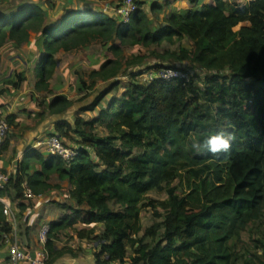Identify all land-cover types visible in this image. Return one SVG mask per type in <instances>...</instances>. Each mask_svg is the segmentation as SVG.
Instances as JSON below:
<instances>
[{
    "label": "trees",
    "instance_id": "trees-1",
    "mask_svg": "<svg viewBox=\"0 0 264 264\" xmlns=\"http://www.w3.org/2000/svg\"><path fill=\"white\" fill-rule=\"evenodd\" d=\"M137 2L129 23L100 8L78 4L57 24L49 21L43 4L35 2L0 16V64L1 49L7 44L21 47L32 34L41 35L35 70L38 91L49 90L61 51L101 42L110 43L114 55L90 73V86L83 81L85 88L99 80L110 83L82 109L100 107L98 116L91 123L79 117L74 126L60 120L51 133L66 144L75 141L72 133H76L79 157L67 166L59 156L47 159L36 150L28 151L0 197L14 190L26 201L24 183L36 196L60 188L50 183L52 175L69 183L75 205L68 206L70 214L49 223L46 264L60 257L54 249L60 232L92 224L104 227L95 238L98 264L125 263L128 247L135 251L132 264H264V0H189L190 9L175 10L166 18L160 15L168 2L156 0L151 12L162 20L159 23L151 22L144 0ZM184 38L192 42L190 48L165 51L157 58L189 61L204 77L198 75L187 84L183 80L144 83L138 79L141 72L132 69L123 74L125 68L141 66L148 58L126 59L123 47H150ZM162 67L168 66H154ZM122 74L131 80L105 107V97L118 87ZM73 106V100L58 95L50 102L49 113L60 116ZM7 120L14 125V116ZM96 124L104 126L107 134H96ZM221 131L231 136L227 152L197 153L190 147L191 136ZM8 147L6 139L0 157ZM32 164L41 169L28 172ZM177 179L185 184L183 197L176 186L171 187ZM152 191H166L169 197L147 201ZM147 207L163 220L140 237L141 213ZM0 228L12 230L1 203ZM91 235V230L77 231L80 239Z\"/></svg>",
    "mask_w": 264,
    "mask_h": 264
},
{
    "label": "rangeland",
    "instance_id": "rangeland-1",
    "mask_svg": "<svg viewBox=\"0 0 264 264\" xmlns=\"http://www.w3.org/2000/svg\"><path fill=\"white\" fill-rule=\"evenodd\" d=\"M27 1L29 3L35 2L44 4L45 9H47L49 13V21L54 24L59 23L67 10L74 7V5L76 6L78 4L76 7L81 8L91 6L92 9L99 10V8L105 3L104 0H70L72 3L70 1L67 2L66 0H0V6L1 9L4 10L5 8V11H7L11 6L16 7L22 2ZM144 1L146 2L145 10L148 11L151 16V22L159 23L162 21L161 19L155 17L151 12V5L156 0ZM157 1L164 2V0ZM183 4V2H180V5L177 6L181 7ZM166 16V10H164L160 17L166 18ZM41 38V35L34 33L31 35L29 43L24 44L19 48L11 47V44H7L4 48H2L0 77H4L5 75L6 78L3 84L2 81L0 83V97L4 101L3 106H0V113L6 117H15L14 125L10 126V132L7 136V140H11L15 147L19 144H27V146L30 147V135L38 131V138L35 139V142H41L40 145H38V150L43 151L45 155L48 156L46 153V145L44 143L50 138L51 131H53V128L58 121L67 120L74 126L76 119L79 117L85 120V122L91 123L98 116L100 107L96 108L94 111H83L82 109L91 105L99 95V92L108 88L110 83L99 80L94 87L85 88L83 81L90 86L92 84L90 73L100 68V66L107 59L114 58V55L110 49L111 44L101 42H95L92 45L78 51L67 53L61 51L57 55L59 64L55 75L50 80L49 90L38 91L36 89L38 78L35 70L36 66L40 62V56L39 53H37V45L42 41ZM117 42L119 43V41ZM191 45L192 42L184 38L181 41H174L173 43L164 42L161 45H152L150 47L125 46L123 47V51L126 59L136 55H146L148 58L141 66L125 68L123 74L132 73V69L136 71H139L140 69L143 70L142 68L155 69L154 66L156 64H164L166 66H184V64L179 61H164L157 58L156 54H164L165 51H179L180 47L190 48ZM32 54H35L38 57L34 56V58L31 59ZM14 56L15 58L12 60ZM123 74L118 78L120 80L118 81V87L105 97L103 101V105L105 107L113 97H119L125 91V87L128 85L131 78L130 75L123 76ZM200 85H202V83H200ZM58 95H65L73 100L74 106L60 116H53L49 113V104L53 98ZM200 102L205 107L209 106V103L204 99H201ZM215 107L216 106L213 108ZM10 110L12 112L11 114H9ZM208 111L210 112L211 110ZM83 127L87 130L89 129L88 126ZM94 129L96 134H107V130L104 126H98L96 124ZM72 136L75 141L79 139L77 134L74 132L72 133ZM75 141L69 140L67 143L73 147H77V145L74 144ZM16 155L17 151L15 150L12 158H15ZM101 167L103 166L101 165ZM50 181L54 185L59 184L60 188H53L50 193L42 197V204L45 206L44 210H41L42 208L38 207L39 202L33 203L29 207L31 210L22 209V205L17 201L18 196L16 191H12L10 194L11 198L8 199V202L12 201V206H10L15 211L17 217L16 239L19 241V244L24 245L27 250H37L42 247V244L39 241V235L35 234L33 231L36 228H41L44 224H49L45 219L46 215L49 217L51 215L55 216V220H60L67 214H70L68 206L73 204V200L70 194L71 189L69 187V183L67 181H59L57 179V175L51 177ZM175 186L179 196L183 197L186 192L185 184L177 179L171 184V187ZM168 197L169 196L166 191H152L147 194L146 198L147 201L154 200L160 202L167 200ZM6 199L7 198L5 197L2 198L4 203H7ZM18 214L21 216H18ZM31 219H33V221H31ZM162 220V218L158 219L154 215V211L151 207L145 208L141 213L142 232L140 233V237L145 234L146 229L153 226L157 222H161ZM31 222L32 225H29ZM26 225L27 227H25ZM75 228L76 230L72 229L60 232L54 239V244L57 248L55 249L56 255L62 257V255L66 254L62 258L58 257L59 259L55 263L59 264V261H62V263L70 261L74 262L73 260H75L74 258L76 257L82 260V264H98L96 254L99 251V243L95 238L103 234L104 227L102 225L92 224L88 226L77 225ZM82 229L92 231L90 239H80L77 236V231ZM147 241L151 242V238L147 239ZM6 251L7 244L3 239H1L0 264H11L9 258L4 257V252ZM6 254H8V252ZM134 255V249L128 247L125 263L118 261L110 264H132Z\"/></svg>",
    "mask_w": 264,
    "mask_h": 264
},
{
    "label": "built area",
    "instance_id": "built-area-1",
    "mask_svg": "<svg viewBox=\"0 0 264 264\" xmlns=\"http://www.w3.org/2000/svg\"><path fill=\"white\" fill-rule=\"evenodd\" d=\"M69 2L70 0H66ZM138 0H104V4L100 9L109 15L115 16L122 23H129L132 15L138 10ZM71 2V1H70ZM184 66H168L159 69H147L136 71L141 72L138 79L144 83H150L157 80L172 81L183 80L184 84L189 83L191 80L197 79V76L204 77L205 74L201 72L194 64L189 61L180 62ZM10 132V124L7 117L0 114V145H2L8 138ZM46 145V153L48 157L59 156L63 159L67 166H70L80 155V150L64 143L59 135H51L50 138L44 143ZM40 145V144H39ZM11 173L0 172V192L4 190L10 182ZM23 196L26 201L34 200L36 194L27 183L23 184ZM4 214L7 216L10 225L12 226L11 232H3L0 228V237L4 240L8 247V258L11 264H46L49 260V252L47 244L49 242L50 225L44 224L39 231V241L42 247L31 251L23 249L17 237V217L13 208L4 203L0 197Z\"/></svg>",
    "mask_w": 264,
    "mask_h": 264
},
{
    "label": "crops",
    "instance_id": "crops-1",
    "mask_svg": "<svg viewBox=\"0 0 264 264\" xmlns=\"http://www.w3.org/2000/svg\"><path fill=\"white\" fill-rule=\"evenodd\" d=\"M164 2H168V4H167V6L165 7V10H166V14H167V16H169V14H171L173 11H178V10H181V11H185V10H188V9H190L191 7H192V4L189 2V0H164ZM163 2V3H164ZM180 2H183L184 4H183V6H181V7H178L177 5H180ZM27 3H29L28 1L27 2H22L21 4H19L18 6H16V7H13V6H11L7 11H5V8H4V10L3 9H1V6H0V16L1 15H3L4 13H6V12H9V11H11V10H16V9H18V7H20V6H22V5H24V4H27ZM42 4V3H41ZM43 7L45 8V5L43 4ZM166 16V17H167ZM190 41V40H189ZM9 44H11V47H17V46H15V44H12V43H9ZM37 44V43H36ZM17 48H19V47H17ZM1 51H2V49H1ZM37 53H39V56L41 55V51H40V49L39 48H37ZM1 54H2V52H1ZM18 56H19V54H18ZM18 56H16V57H18ZM34 56L35 57H38L37 55H33L32 54V57H31V59L32 58H34ZM15 58V56L12 58V60ZM17 63V62H16ZM1 67V66H0ZM5 75H4V77L3 76H1L0 77V83H1V81H2V84L4 83V80H5ZM0 99H1V97H0ZM3 104H4V101L1 99L0 100V106H3ZM0 111H1V109H0ZM12 112H11V110L9 111V114H11ZM38 131H36V132H34V134H31L30 136H31V140H29V145H30V147L29 146H27V144H19L18 146H14V143L11 141V140H9V147H8V149H7V151H5L2 155H1V157H0V172H2V173H11V174H15L16 172H17V169H18V165H19V163H21L23 160H24V157H25V155H26V153L28 152V151H30V150H35L36 149V151L37 152H39V153H41V154H43V155H45V153L43 152V151H39L38 149V145L41 143V142H39V141H36L35 142V139L36 138H38V133H37ZM52 132H54V128H53V131H51V133ZM32 140H33V142H32ZM33 146H34V148H33ZM15 150L17 151V155L15 156V158H12V155H13V153L15 152ZM45 157L48 159V157L45 155ZM41 169V166L40 165H38V164H32L30 167H29V170H28V172H30V173H34V172H36L37 170H40ZM55 175H52V177H54ZM57 179H58V177H57ZM59 180V179H58ZM60 181V180H59ZM50 183L51 184H53L51 181H50ZM54 185V184H53ZM13 192H14V190H12ZM12 191H11V193H12ZM51 192V190L50 191H48L47 193H45V194H43V195H40V196H36V198L33 200V201H31V202H29V201H23V200H21V199H19L18 197H17V201H18V203H20L21 205H25L26 206V208L25 209H27V210H31L29 207L33 204V203H35V202H39V206L38 207H41L42 209L41 210H44L45 209V206H44V204H42L43 203V199H42V197H44L45 195H47L48 193H50ZM5 198H7L5 201L7 202V204L9 203V205H11V202H8V199H10L11 197H10V194H8V195H6L5 196ZM40 204H42V205H40ZM75 205V202L73 201V204H71L70 206H74ZM12 206V205H11ZM66 209V208H65ZM18 210V209H17ZM65 211V210H64ZM18 213V212H17ZM21 216V215H20ZM55 216H48V215H46V217H45V219H46V221L48 222V223H50L51 221H55V218H54ZM31 221H33V219H31ZM29 222H30V219H29ZM28 225V224H27ZM27 225L25 226V227H27ZM29 225H32V222L31 223H29ZM42 227V226H41ZM39 231H40V228H36L33 232L35 233V234H37V235H39L38 233H39ZM104 231V230H103ZM20 246L23 248V249H25V246L24 245H22V244H20ZM2 248V247H1ZM30 249V248H29ZM54 249H57L56 248V246H55V244H54ZM25 250H27V249H25ZM31 251H34L35 249H30ZM8 252V247H7V251L6 252H4L5 253V255H4V257L5 258H7L8 256V254H6ZM66 255V254H65ZM65 255H62V257L63 256H65ZM75 255V254H74ZM61 256L59 257V258H62ZM58 258V259H59ZM57 259V260H58ZM75 260H73L74 262H72V261H70V262H66V263H62V261H59V264L61 263V264H82L81 262H82V260H80L79 258H74ZM79 262V263H78ZM23 264H27V263H23ZM55 264H58V263H55Z\"/></svg>",
    "mask_w": 264,
    "mask_h": 264
},
{
    "label": "clouds",
    "instance_id": "clouds-1",
    "mask_svg": "<svg viewBox=\"0 0 264 264\" xmlns=\"http://www.w3.org/2000/svg\"><path fill=\"white\" fill-rule=\"evenodd\" d=\"M230 141L231 136L221 131L209 134L206 137L191 136L190 147L194 148L197 153L208 151L217 154L227 152L230 147Z\"/></svg>",
    "mask_w": 264,
    "mask_h": 264
}]
</instances>
